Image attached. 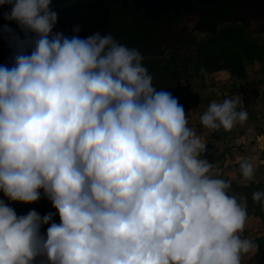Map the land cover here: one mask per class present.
Segmentation results:
<instances>
[{
  "label": "clouds",
  "instance_id": "9594fccd",
  "mask_svg": "<svg viewBox=\"0 0 264 264\" xmlns=\"http://www.w3.org/2000/svg\"><path fill=\"white\" fill-rule=\"evenodd\" d=\"M5 5L25 36L10 35L12 65H0V191L30 204L43 189L60 223L0 200V264H241L255 247L240 235L246 204L209 175L205 144L139 50L54 32L51 0ZM240 103L212 102L201 124L230 131L248 118ZM240 168L251 180L253 165Z\"/></svg>",
  "mask_w": 264,
  "mask_h": 264
},
{
  "label": "trees",
  "instance_id": "16d2710c",
  "mask_svg": "<svg viewBox=\"0 0 264 264\" xmlns=\"http://www.w3.org/2000/svg\"><path fill=\"white\" fill-rule=\"evenodd\" d=\"M149 47L139 52H147ZM182 47L192 48V55L179 56ZM182 47L169 53L170 56L166 64H161L151 57L144 58L142 63L152 77L153 86L157 90H164L177 98L185 113L197 104V96L195 94L191 96L188 90L178 85L179 82L189 78L187 75L189 67L192 77L198 79L204 88L207 85L205 80L211 74L221 71H227L229 76L235 80L246 79V67L251 66L254 62H260L261 72H264V42L260 44L257 41L248 40L231 27L219 28L214 34H210L198 42L192 39ZM220 134L225 133L220 132ZM230 184L229 194L235 195L241 204H246L247 218H257L264 224V200L256 203L252 199L254 192H264V184L238 185L232 182ZM0 200L13 208L18 217L25 216L35 210L41 217L52 213V222L60 223L59 214L51 201L39 205L21 206L20 202L9 200L2 191H0ZM49 226L50 224L42 226V235L46 236ZM252 242L257 249L255 257H262L260 249L264 246V236L254 239ZM262 261H264L263 257Z\"/></svg>",
  "mask_w": 264,
  "mask_h": 264
},
{
  "label": "crops",
  "instance_id": "0c3cea01",
  "mask_svg": "<svg viewBox=\"0 0 264 264\" xmlns=\"http://www.w3.org/2000/svg\"><path fill=\"white\" fill-rule=\"evenodd\" d=\"M210 83V92L202 104L197 103L185 115L188 117V127L191 128L201 142L205 151L201 159L213 165L209 175L238 185L264 184V72L258 76H247L244 80H235L225 74L216 73ZM239 98L238 110H245L248 118L243 123H237L228 134L221 135L215 130L206 129L200 118L212 102L220 103L224 99ZM248 161L253 165L254 175L246 180L240 165ZM255 223L261 228L252 232L246 229L241 233L243 239L250 241L264 236V224L259 219L248 217L246 223ZM245 228V227H244ZM254 232V234H253ZM248 237H247V236ZM245 236L247 238H245ZM264 258V246L260 249ZM254 247L242 255V264H264L261 256H256Z\"/></svg>",
  "mask_w": 264,
  "mask_h": 264
},
{
  "label": "flooded vegetation",
  "instance_id": "af4514ba",
  "mask_svg": "<svg viewBox=\"0 0 264 264\" xmlns=\"http://www.w3.org/2000/svg\"><path fill=\"white\" fill-rule=\"evenodd\" d=\"M189 5L174 15L168 11L169 19L157 13V21H149L141 9L120 3L105 2L110 23L104 35L113 38L129 48L140 50L143 58L164 57L194 37L204 38L214 34L219 28L239 26L252 35L264 36V0H222L219 3H198ZM260 22V23H259Z\"/></svg>",
  "mask_w": 264,
  "mask_h": 264
},
{
  "label": "water",
  "instance_id": "95a60500",
  "mask_svg": "<svg viewBox=\"0 0 264 264\" xmlns=\"http://www.w3.org/2000/svg\"><path fill=\"white\" fill-rule=\"evenodd\" d=\"M189 1L198 3H219L222 0H51V9L57 13V23L53 29L54 32H61L65 36L71 37L78 35L80 38H87L95 33L104 36V33L110 23L108 12L104 6L105 2L120 3L123 7L126 4L134 6V10L141 9L144 16L149 21H157V13H161L162 17L168 20L170 17L168 11H174V15L189 5ZM11 6L5 5L0 8V29L7 26L12 33L3 32L0 34V65L11 67L14 47H10V35L18 36L23 39L25 33L15 21L4 19V14L10 11ZM260 23V22H259ZM78 27L79 32L74 33L73 29ZM144 57V56H142ZM218 132L228 134L229 131L223 129Z\"/></svg>",
  "mask_w": 264,
  "mask_h": 264
},
{
  "label": "rangeland",
  "instance_id": "374dc122",
  "mask_svg": "<svg viewBox=\"0 0 264 264\" xmlns=\"http://www.w3.org/2000/svg\"><path fill=\"white\" fill-rule=\"evenodd\" d=\"M227 27H231L234 30L238 31L243 37L247 38L248 40L257 41L260 44H262L264 42V36L261 37V36H258V35H252L249 32H246L243 28H241L239 26H233L232 25V26H227ZM193 39H195L197 42L203 40V38H198V37H194ZM192 53H193L192 48L182 47L180 49V51H179V56H188V55H192ZM169 56H170V54L167 53V54L164 55V57L158 58L156 56H152L151 58H154L155 60H157L161 64H166ZM261 67H262V65H261L260 62L259 63L254 62L251 66L246 67L247 76H254V77L258 76L259 74L262 73L261 72ZM219 73L229 76L227 71H221ZM187 75H188L189 78L186 81L179 82L178 85L181 88L188 90L190 92L191 96L193 94H195L197 96V103L202 104L204 98L206 97L208 92H210L209 91L210 88H211L210 83L213 81V78L217 74L216 73L215 74H211L205 80V82L207 84L206 88L201 86V83H200V81L198 79L192 77V71H191L190 67L187 70ZM221 135H224V134H221ZM40 196H41V198L35 203L25 204V203H21L20 202L19 204L21 206H31V205H39V204H44V203H49L50 202V200L44 195L43 189H40ZM244 227H245L244 229L247 230L246 234L248 235V231L252 232L254 229H259V228H261V225L256 226L255 223H249L248 222ZM253 234H254V232H253ZM246 236H245V238H247L249 235L247 237ZM241 237H242V235H241ZM243 238H244V236H243ZM42 260H43V258H37L35 264H42ZM241 261H243V259H241Z\"/></svg>",
  "mask_w": 264,
  "mask_h": 264
}]
</instances>
